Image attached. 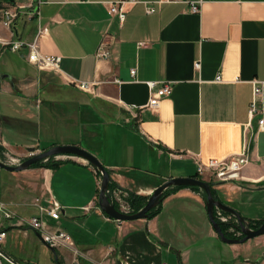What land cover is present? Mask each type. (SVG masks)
Here are the masks:
<instances>
[{
    "label": "crops",
    "instance_id": "crops-1",
    "mask_svg": "<svg viewBox=\"0 0 264 264\" xmlns=\"http://www.w3.org/2000/svg\"><path fill=\"white\" fill-rule=\"evenodd\" d=\"M113 1L0 0V10L21 9L11 29L0 23V76H6L0 80V162L14 167L17 157L77 146L98 159L119 192L148 199L170 179L195 177L196 156L205 164L245 154L249 163L240 178L214 183L212 190L248 224L264 220V130L256 131L259 115L249 117L252 81L263 82L264 109V0H201L196 13L189 4L196 0H143L155 12L147 14L144 3L125 5L123 22L107 13L105 3ZM38 28L45 30L40 51L61 57L60 73L38 71L26 61V49L13 53L1 43L31 42ZM101 43L108 45L107 59L96 57ZM148 82L171 87L155 111L145 108ZM100 179L76 157L53 168L0 169V204L13 214L10 220L0 214L3 252L34 263L31 233L43 242L26 222L37 213L35 199L44 204L49 196L62 207L52 224L70 235L77 251L66 264H79L78 257L95 264H165V253L184 264L188 252L221 242L201 191H173L155 217L117 222L98 206ZM128 206L116 205L132 213ZM253 241L264 247V235ZM226 245L235 257L219 261L234 264L240 244Z\"/></svg>",
    "mask_w": 264,
    "mask_h": 264
},
{
    "label": "built area",
    "instance_id": "built-area-1",
    "mask_svg": "<svg viewBox=\"0 0 264 264\" xmlns=\"http://www.w3.org/2000/svg\"><path fill=\"white\" fill-rule=\"evenodd\" d=\"M171 0H158L156 4L168 3ZM139 3H144L146 5V13L152 14L155 12L154 8L150 6L151 2H144L143 0H117L113 2L105 3L107 8V13L109 16H117L120 22H123L125 19L124 10L125 5H136ZM201 0H196L194 2H190L191 11L196 13L199 11V5ZM32 9V7H30ZM20 8H15L12 6L3 7L0 10V23L6 29H11L14 26V22L18 19L21 14ZM30 16L36 15V12L28 13ZM45 33L44 29L38 28L36 37L31 42H22V41H12L5 42L2 41V45L8 47V49L13 52H19L22 49H26V61L34 66L38 71H50L54 73H60V63L61 57L46 55L40 51L38 45V38ZM147 43H139L138 47L144 48L147 47ZM108 45L106 43H101L97 49L96 57L101 59H107L110 57V53L107 49ZM195 69L200 68L199 63L194 64ZM130 74L132 77L135 76V70H131ZM216 81H219V78H216ZM66 82L70 85L75 86L78 90L88 91L89 86L87 83L80 82L73 79H66ZM253 87V95L252 100L249 107V117L250 121L253 119L255 115H259V118L256 120V131L264 130V109L262 108V86L263 82L260 81H252ZM150 91V98L148 104L145 108L155 111L159 108L161 99L168 97L171 94V87L168 84L162 82H148L146 84ZM34 154L30 153L28 157ZM181 157V156H180ZM249 163L248 158L245 154L241 155H231L227 158L220 160H209L207 163H202L199 157H195V165H196V177L207 178L211 182L214 183H226V182H234L240 178V172L242 169L247 166ZM20 164V163H19ZM109 196L114 200L113 195L109 191ZM34 207L37 210L36 215L32 216L27 222L26 225L38 234L42 240V242L47 245L51 249H58L61 247H66L70 249L72 252L77 254V251L73 248V242L70 235L61 229L60 227L53 225L52 222H56L59 220L62 207L57 202V200L53 196H49L44 204H41L40 199H35L33 203ZM0 214L2 219L10 220L13 218V214L6 210L3 204H0ZM216 219L218 222L226 223L227 221L233 220V218L229 215H225L220 211H216ZM236 224V220H233ZM236 236L241 237V233L237 231L234 233ZM6 239V232L3 229L2 224L0 223V264H35L29 262H22L16 260L15 258L7 255L2 250V245Z\"/></svg>",
    "mask_w": 264,
    "mask_h": 264
},
{
    "label": "water",
    "instance_id": "water-1",
    "mask_svg": "<svg viewBox=\"0 0 264 264\" xmlns=\"http://www.w3.org/2000/svg\"><path fill=\"white\" fill-rule=\"evenodd\" d=\"M5 78L6 76H0V80ZM57 156H70L79 158L80 160L87 162L95 170V172L100 175L101 181L98 192V206L108 218L117 222H132L147 219V214L157 208L164 200V193L167 190L179 187L197 188L203 193L205 197V208L208 221L222 243L228 245L243 244L249 240H252L253 238L264 235V220L256 229H252L238 212L215 199L212 194V184L195 177L170 179L169 181L157 187L151 193L145 205L139 211L135 213L121 212L114 207L113 201L109 196V184L111 183L109 172L103 167V165L95 156L77 146H55L49 150L28 157L25 161L14 167L6 166L0 162V169L8 172H21L28 170L38 162ZM216 211H220L221 213L236 219L238 225L237 229L241 233L240 238H227L225 236L221 228L222 224L216 219ZM44 246L49 248L45 244ZM51 250L53 253L55 252L54 249Z\"/></svg>",
    "mask_w": 264,
    "mask_h": 264
},
{
    "label": "rangeland",
    "instance_id": "rangeland-1",
    "mask_svg": "<svg viewBox=\"0 0 264 264\" xmlns=\"http://www.w3.org/2000/svg\"><path fill=\"white\" fill-rule=\"evenodd\" d=\"M28 157H17L14 159L15 164L21 163L25 161ZM70 158V156H57L53 157V161L55 162H61L63 159ZM47 161V160H45ZM201 180H206L211 184H214V182H211L207 178H200ZM101 180V179H100ZM111 194L114 197L113 204L116 206L117 204H127L129 203V195L122 194L119 192L120 190H117L115 187L113 189L109 190ZM121 193V195H120ZM215 194V193H214ZM126 200H123V197ZM121 198H119V197ZM216 197V196H215ZM119 198V199H118ZM261 198V197H260ZM121 199V200H120ZM124 201V203H123ZM129 207V206H128ZM130 208V207H129ZM132 209V208H131ZM249 210L253 211V208H250ZM264 217V204L260 201V217ZM33 238H35V243L31 245V261H33L36 264H66L70 258L74 257L73 252L70 250H67L65 248L63 249H56L53 253L51 249L44 246L41 241L33 234L31 233ZM220 242V241H219ZM220 244V245H219ZM219 246V247H218ZM218 246L212 247L211 250H208L206 248H202L200 252H196V254L192 252H188L185 256L184 264H222L219 259L220 257H235V251H232L229 249V247L225 243H218ZM220 246H224V249H221ZM240 251L238 252L236 258V262L234 264H264L261 262V253L264 250V247L262 245H255L253 239L249 242H245L243 244H240ZM241 257L243 259H247L246 261L248 263H242ZM79 264H95L91 262L87 258H76ZM162 261H164L165 264H180L179 258L176 254H163ZM183 264V263H182Z\"/></svg>",
    "mask_w": 264,
    "mask_h": 264
},
{
    "label": "trees",
    "instance_id": "trees-1",
    "mask_svg": "<svg viewBox=\"0 0 264 264\" xmlns=\"http://www.w3.org/2000/svg\"><path fill=\"white\" fill-rule=\"evenodd\" d=\"M59 165V162H55L53 161V157L47 159V161H41V162H38L36 164H34L32 167L30 168H35V167H47V168H53L55 166ZM98 176H100L98 173H97ZM196 178V176H195ZM114 188V185L112 184V182L109 184V190L110 189H113ZM180 189H184V187H179V188H173V189H170V190H167L165 191L164 193V198H166L168 195H170L171 192L173 191H176V190H180ZM193 191H199V189L197 188H189ZM212 194L213 196L215 197V194H214V191L212 190ZM129 205L130 207L132 208V213H135L137 211H139L146 203V200L145 198L141 197V196H137L135 194H130L129 195ZM161 205V204H160ZM160 205L155 208L154 210L150 211L148 214H147V219H151L153 217H155L159 210H160ZM116 209L117 207L114 206ZM118 210V209H117ZM263 222V220H260L258 222H255V223H251L249 222V226L252 228V229H256L259 225H261V223ZM221 228H222V231L224 232L225 236L227 238H230L231 236H229L226 232H225V229L222 227L221 225Z\"/></svg>",
    "mask_w": 264,
    "mask_h": 264
},
{
    "label": "flooded vegetation",
    "instance_id": "flooded-vegetation-1",
    "mask_svg": "<svg viewBox=\"0 0 264 264\" xmlns=\"http://www.w3.org/2000/svg\"><path fill=\"white\" fill-rule=\"evenodd\" d=\"M232 218H233V220L235 219L234 217H232ZM233 220H231V222L230 221H227L226 223H222V227L225 229V232L229 236H231L230 238H235V235L233 233H231L230 230H232L234 233H237V231H238V229H237V226L238 225Z\"/></svg>",
    "mask_w": 264,
    "mask_h": 264
}]
</instances>
